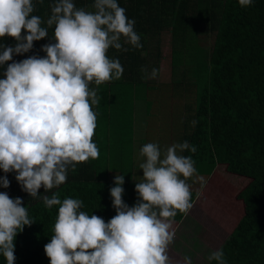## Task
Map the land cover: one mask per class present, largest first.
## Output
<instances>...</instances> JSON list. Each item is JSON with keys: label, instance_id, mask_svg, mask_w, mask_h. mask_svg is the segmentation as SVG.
Returning <instances> with one entry per match:
<instances>
[{"label": "clouds", "instance_id": "1", "mask_svg": "<svg viewBox=\"0 0 264 264\" xmlns=\"http://www.w3.org/2000/svg\"><path fill=\"white\" fill-rule=\"evenodd\" d=\"M238 2L248 7L253 0ZM50 8L45 20L33 14L34 0H0V38L16 41L14 46L0 44V169L16 172L31 198H40L41 188H59L70 170L99 158L94 142L98 86L124 72L119 59L109 58V49L121 50L122 40L143 47L135 20L118 0H93L92 11L77 7L74 0H54ZM49 29H54V42L42 46L45 57L9 63L14 54L28 53L35 41L48 38ZM141 71L146 79L159 72L153 68L148 73L147 67ZM186 151L194 154L197 147L188 141L163 151L158 143L143 145V176L135 186L139 199L131 207L124 202L125 177L118 173L110 189L116 215L107 222L83 211L81 199L61 200L58 192L43 196L47 209L58 206L53 235L44 246L50 264H172L175 217L192 208L188 180L197 176L192 156L183 155ZM0 186H10L7 176L0 177ZM34 222L21 198L0 192V255L7 264H15L17 234ZM208 260L226 264L222 249L212 251ZM183 264H192V258L185 256Z\"/></svg>", "mask_w": 264, "mask_h": 264}, {"label": "trees", "instance_id": "2", "mask_svg": "<svg viewBox=\"0 0 264 264\" xmlns=\"http://www.w3.org/2000/svg\"><path fill=\"white\" fill-rule=\"evenodd\" d=\"M52 3L54 0H43V3L34 0L33 14L46 20ZM74 3L93 10V0H74ZM118 3L126 9L128 18L135 20L134 28L141 36L143 47L136 49L122 40L121 50L109 49V58L119 59L124 69L116 85L145 84L147 80L141 69L155 68L149 65L148 56L155 55L154 49L158 52L163 39L170 34L174 73L183 68L197 77L196 109L188 105L193 113L187 116L185 112L181 135L176 136L180 137L177 143L188 141L197 151L194 154L186 151L183 155L192 156L197 176H209L218 164H225L228 171L250 179L238 194L244 202V214L219 250H223L226 264H264V0H253L248 7H242L238 0H118ZM53 31L49 29L48 38L35 41L30 52L14 54L9 63L33 55L45 57L42 46L54 42ZM0 44L14 46L16 41L4 37L0 38ZM0 78H3V68H0ZM98 87L100 96L101 85ZM113 89L122 88L113 86L110 95ZM175 97L179 103L190 100L183 95ZM111 102L113 105V99L110 107ZM193 120L197 122L195 125ZM143 159L140 157L139 164ZM139 164L123 173L125 162L121 154L119 158L113 157L111 168L122 175L143 174ZM102 167L98 159L80 163L75 172L69 171L67 181L59 188L48 192L41 188L40 198H31L23 190L16 180V172L4 173L0 169V177L7 176L10 181L8 188L0 186V192H6L13 199L21 198L29 217L35 220L15 238V264H50L44 246L53 235L58 206L47 209L42 200L45 195L50 197L58 192L61 200L81 199L83 211L98 215L106 222L116 215L110 194L115 183L107 177L109 170L104 175L100 172ZM139 181L125 179L123 200L130 207L139 199L135 187ZM188 182H193V178ZM191 192L193 205L199 193L192 188ZM186 214L178 213L175 220L181 222ZM0 264H7L2 255Z\"/></svg>", "mask_w": 264, "mask_h": 264}, {"label": "rangeland", "instance_id": "3", "mask_svg": "<svg viewBox=\"0 0 264 264\" xmlns=\"http://www.w3.org/2000/svg\"><path fill=\"white\" fill-rule=\"evenodd\" d=\"M212 41L211 37L210 44ZM171 48L159 47L158 52L154 49L155 55L148 56L149 65L159 72L155 79L141 83L143 86L116 85L118 79L100 87L101 107H95L98 116L96 144L100 150L98 160L103 166L100 172L104 175L109 170V179L114 180L118 173L121 174L111 168L113 157L119 158L122 154L123 173L130 171L133 165L139 164V151L143 145L158 143L163 151L177 143L180 137L176 136L181 135L185 112L187 116L193 113L188 105L196 109L194 83L197 77L194 72H184L183 68L174 73L172 45ZM113 86L122 89H113L110 95ZM177 95L187 96L190 100L179 103ZM111 99L113 105L111 102L110 107ZM123 175L128 180H140L143 176L139 173ZM198 177L202 179L195 176L193 182H188L199 193L196 201L181 222L175 220L176 236L169 246L172 264H183L185 256L192 258V264H209V254L219 250L244 214V202L238 194L248 185L249 177L228 171L225 164H218L209 176Z\"/></svg>", "mask_w": 264, "mask_h": 264}, {"label": "crops", "instance_id": "4", "mask_svg": "<svg viewBox=\"0 0 264 264\" xmlns=\"http://www.w3.org/2000/svg\"><path fill=\"white\" fill-rule=\"evenodd\" d=\"M165 37H166V38H165V39L163 40V42L160 44L161 47H168V46H170V48H171L172 43L170 42V34H167ZM170 53H172V48H171ZM163 55H165V52L163 53ZM177 70H180V69H177Z\"/></svg>", "mask_w": 264, "mask_h": 264}]
</instances>
